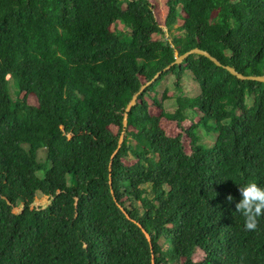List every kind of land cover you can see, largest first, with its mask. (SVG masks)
Masks as SVG:
<instances>
[{
    "label": "trees",
    "instance_id": "obj_1",
    "mask_svg": "<svg viewBox=\"0 0 264 264\" xmlns=\"http://www.w3.org/2000/svg\"><path fill=\"white\" fill-rule=\"evenodd\" d=\"M155 3L0 0V264H264V211L247 230L234 209L239 186L264 188V82L224 67L264 76V0H164L163 19ZM195 47L222 65L192 53L164 70ZM166 76L173 112L167 87L155 97Z\"/></svg>",
    "mask_w": 264,
    "mask_h": 264
},
{
    "label": "rangeland",
    "instance_id": "obj_2",
    "mask_svg": "<svg viewBox=\"0 0 264 264\" xmlns=\"http://www.w3.org/2000/svg\"><path fill=\"white\" fill-rule=\"evenodd\" d=\"M155 11H156L157 17H159L160 19L164 18L165 14H166V7L164 6V0H158V5L155 3ZM114 27H117V28L123 29V30L125 29L121 22H117L114 25ZM162 29L164 31V37L167 36L168 33L166 32V29L164 28V26H162ZM171 82H172V77L166 76L156 88L157 92L155 94V97L157 99H159L160 101H162L163 88L167 87V95L169 96V99L167 98V99L162 101V106L166 112H173L176 108V103H175V100L173 97V95L175 94V90H174V87L172 86ZM182 87H183L182 88L183 92L186 96H194V95L199 93V88H198L196 82L193 80V78L189 74H187L182 79ZM8 88H9L11 97L15 98V94H14L15 80L11 77L8 78ZM151 94H149V95H151ZM22 95H23V93L19 97H21ZM149 95L145 96V99L148 101V104L150 105L149 111L153 115H158L159 114V108L154 106L151 103L152 98ZM27 102L34 104V105L37 104V100L33 95H29L27 97ZM250 102L251 101H249V99L247 98L246 104L249 105ZM184 114L186 116V119L183 121L181 126L183 125L184 127H186L187 125L191 124L195 113L192 112L191 110H186L184 112ZM160 125L163 128V130L167 133V135H169V136H175L181 132L180 127L178 126V124L175 121H171V120H167L165 118H161L160 119ZM111 129L114 132L116 131V127H114V126H111ZM197 134L199 136L198 142L200 144H203L206 147L213 144L214 138H215V133H213V132L207 133L202 128H198ZM181 140H182V144L185 148V151L190 152V144H189L190 139L183 132H182ZM37 157L39 160H41L44 157V152L41 149L39 150ZM125 161H127L128 163L134 162L132 157L125 159ZM48 203H49V200L46 196H42L40 193H37L32 206H34V207H45ZM19 209H20L19 207H16L13 211H17ZM193 258L198 259L196 257H193ZM171 264H173V263H171Z\"/></svg>",
    "mask_w": 264,
    "mask_h": 264
},
{
    "label": "clouds",
    "instance_id": "obj_3",
    "mask_svg": "<svg viewBox=\"0 0 264 264\" xmlns=\"http://www.w3.org/2000/svg\"><path fill=\"white\" fill-rule=\"evenodd\" d=\"M240 199L235 203L234 209L242 218L243 226L247 230L256 227V218L264 211V188L257 187L253 182L239 186ZM226 199L230 202L232 197Z\"/></svg>",
    "mask_w": 264,
    "mask_h": 264
},
{
    "label": "water",
    "instance_id": "obj_4",
    "mask_svg": "<svg viewBox=\"0 0 264 264\" xmlns=\"http://www.w3.org/2000/svg\"><path fill=\"white\" fill-rule=\"evenodd\" d=\"M192 53H196V54H200L203 55L205 57H207L208 59H210L213 63H215L216 65H222L215 57H213L212 55H210L207 51H204L202 49H199L197 47L192 48L182 54H178L175 52V59L174 61L168 65L165 69H168L171 65L174 64H179L181 63L189 54ZM225 69H227L232 75L236 76L239 79H249V80H257V81H261L264 82V76L263 75H243L239 72H237L233 67L231 66H224ZM161 71H158L153 78L150 81H146L143 85L140 86L139 90L133 94L131 100L129 101V103L126 105L124 113H123V119H122V130L120 132L119 138H118V143H117V148L116 150L113 152V154L111 155L110 158H113V156L115 155V153L117 152V149L120 147L121 142L123 140V135H124V129L127 125V113L130 110V108L136 103L137 100V96L138 94H140L142 92V90L148 85L150 84L153 80H155V78H157L160 75ZM108 171H109V182H110V171H111V161L109 162V166H108ZM145 237L147 240H149V235L147 232L143 231ZM151 264H153V258H151Z\"/></svg>",
    "mask_w": 264,
    "mask_h": 264
}]
</instances>
